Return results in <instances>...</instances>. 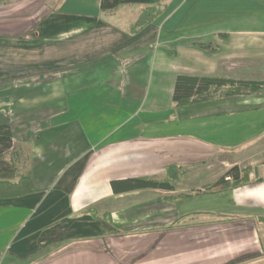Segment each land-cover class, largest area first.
<instances>
[{
    "label": "crops",
    "instance_id": "obj_1",
    "mask_svg": "<svg viewBox=\"0 0 264 264\" xmlns=\"http://www.w3.org/2000/svg\"><path fill=\"white\" fill-rule=\"evenodd\" d=\"M155 6L135 33L141 5L2 0L0 125L34 190L0 199V264H264V95L171 100L177 75L264 80V1ZM221 154L250 172L211 193L238 208L177 224L179 172ZM169 170L173 191L111 185Z\"/></svg>",
    "mask_w": 264,
    "mask_h": 264
},
{
    "label": "trees",
    "instance_id": "obj_2",
    "mask_svg": "<svg viewBox=\"0 0 264 264\" xmlns=\"http://www.w3.org/2000/svg\"><path fill=\"white\" fill-rule=\"evenodd\" d=\"M156 0H99L101 12H107L120 5H141L144 9L137 17L134 25L135 33L148 26L158 17L161 10L155 6ZM264 1V0H263ZM2 0H0L1 5ZM133 28V29H134ZM201 49L208 52L214 48L210 43H198ZM264 95V80H240L221 76H191L177 75L174 80L171 96L174 107L199 104L215 99L227 98L236 95ZM12 149V134L8 125H0V199L14 198L33 192V184L28 169L21 168L16 153ZM167 181H155L151 179H127L112 182L115 192H128L140 189H161L173 191V183L177 179L173 171ZM182 174V173H180ZM179 174V175H180ZM248 168H231L225 175L206 186L212 191L207 193H221L226 190L247 184L250 180ZM229 178V179H227ZM199 193L200 192H196ZM191 194L180 193L176 197H167L163 201L173 200L177 197L190 196Z\"/></svg>",
    "mask_w": 264,
    "mask_h": 264
},
{
    "label": "rangeland",
    "instance_id": "obj_3",
    "mask_svg": "<svg viewBox=\"0 0 264 264\" xmlns=\"http://www.w3.org/2000/svg\"><path fill=\"white\" fill-rule=\"evenodd\" d=\"M235 156H226L224 154L219 155L214 160L211 161V165L207 168L204 166L202 170L195 171H185L182 170L179 172L182 173L179 175V186H183L185 188L184 194H191L190 196L185 197H177L173 201V204L177 207L180 216H182L177 224H186L191 225L197 222H204L208 219V214L213 211L224 212L228 209L238 208V204L230 205V201L228 199L229 192L220 196V194H201L205 191H212L211 188L201 187V189H195V187L199 186V184H203L209 182L210 184L216 181L219 177L226 174V169L228 168L227 164H225L226 160H231ZM226 165V166H225ZM226 167V168H225ZM166 175V174H165ZM172 173L169 172L166 176H171ZM208 183V185H209ZM206 185V184H205ZM180 189V188H179ZM196 192H200L196 193ZM229 205H227L225 203ZM236 208V209H237Z\"/></svg>",
    "mask_w": 264,
    "mask_h": 264
}]
</instances>
